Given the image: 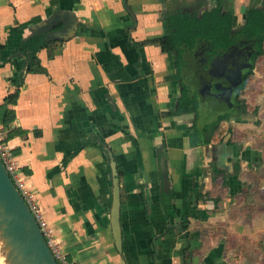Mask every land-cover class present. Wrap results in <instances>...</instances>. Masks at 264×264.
Instances as JSON below:
<instances>
[{"label": "crops", "instance_id": "obj_1", "mask_svg": "<svg viewBox=\"0 0 264 264\" xmlns=\"http://www.w3.org/2000/svg\"><path fill=\"white\" fill-rule=\"evenodd\" d=\"M251 2L0 0V137L69 264H264V202L259 212L239 214L234 200L250 187L245 171L264 163L262 155L240 142L242 121L232 123L236 133L227 128L232 133H212L208 146L194 144L192 116L175 114L182 69L174 53L145 42L167 33L171 15L216 4L239 26L254 3L264 5ZM37 31L47 32L36 52L44 70L19 77L18 49ZM10 109L13 120L5 123ZM158 153L170 197L162 192ZM213 157L225 171L216 179L202 168ZM110 159L119 180L120 250L110 223ZM191 207L196 217L183 230Z\"/></svg>", "mask_w": 264, "mask_h": 264}, {"label": "flooded vegetation", "instance_id": "obj_2", "mask_svg": "<svg viewBox=\"0 0 264 264\" xmlns=\"http://www.w3.org/2000/svg\"><path fill=\"white\" fill-rule=\"evenodd\" d=\"M240 25L234 26L236 31L239 30ZM255 44L252 40L242 39L238 36L228 46L218 48L217 50H214L213 47H205L204 45H201L202 47H198V49H193V47L189 49L184 48L185 50L181 53V61L179 64L183 66L180 77L182 89L176 101L175 114L192 116L190 118L191 124H188V126L192 132L191 137L195 140L193 142L194 144L208 146L211 134L217 131H222L223 136L232 133L229 130H227V133L223 132V130L218 128L224 122L232 125L235 121L250 119V114L253 111H249L246 108L245 102L242 99V90L244 91V89L250 88L248 78L252 74L257 62H252V57L256 49ZM179 70L181 71V69ZM243 82H245L244 87H242ZM196 86H198L199 95L196 94ZM183 93H186L189 100H195L196 107L194 109H192L190 103L181 105L180 97ZM199 114L203 117L200 124H198ZM210 120H213V122L208 124ZM213 127L216 128L213 129ZM203 133L207 134L205 140L199 137ZM158 155L157 162L159 170L161 161L163 160V166L166 167L169 177L170 173L165 156L162 153H158ZM215 158L213 157L215 163L205 161L207 164L203 163L202 168L204 173L216 179L220 173L224 174L225 171L218 168ZM235 165L236 163L233 164V171H235ZM161 187L163 195L170 197V183L167 192H165L163 183ZM200 187H193L191 193L198 191L200 194ZM192 210L195 211L192 207L188 210L187 220L189 217H192V215H189ZM181 229L185 230L186 228Z\"/></svg>", "mask_w": 264, "mask_h": 264}, {"label": "trees", "instance_id": "obj_3", "mask_svg": "<svg viewBox=\"0 0 264 264\" xmlns=\"http://www.w3.org/2000/svg\"><path fill=\"white\" fill-rule=\"evenodd\" d=\"M167 21L168 30L164 36L150 39L145 42L155 43L160 46L162 51L174 53L175 67L178 69V73L179 69H183V66L179 65L181 53L183 50L191 48L198 40L210 42L213 49L217 50L218 48L228 46L229 43L233 42V40L239 36L242 39L252 40L256 43L252 62H256L259 57L264 55V5L260 7L259 4L254 3L245 13L244 21L240 25L238 31H236L234 27L232 11L225 9L221 4H216L199 14L178 13L176 15H171L167 18ZM59 26L58 22L53 24V28H58ZM46 34L47 32L43 33L37 31L35 35L21 42L17 53V58L19 60L17 67L19 77H21L23 73L42 72L44 70L36 52L39 47L45 43V39H43L41 35ZM244 86L245 82L242 84V87ZM17 96L18 91L6 96L5 101L14 104ZM180 102L181 105L190 103L192 109L196 107L195 100H189L186 93H183L180 97ZM13 117L14 114L12 109L7 110V116L4 120L5 123L12 121ZM214 128L216 127H213V129ZM234 170V172L240 170L238 162ZM190 213L189 215H192V217L196 216L193 210ZM186 216H188V214H186ZM187 223L188 220L185 218L182 228H187Z\"/></svg>", "mask_w": 264, "mask_h": 264}, {"label": "water", "instance_id": "obj_4", "mask_svg": "<svg viewBox=\"0 0 264 264\" xmlns=\"http://www.w3.org/2000/svg\"><path fill=\"white\" fill-rule=\"evenodd\" d=\"M261 7V6H260ZM181 93L182 83L176 77ZM254 114H250V117ZM112 173V201L110 223L115 245L120 250L121 229L119 221L120 196L119 180L115 161L110 159ZM161 180L167 192L169 177L161 161ZM0 264H57L40 228L13 184L9 173L0 159Z\"/></svg>", "mask_w": 264, "mask_h": 264}, {"label": "rangeland", "instance_id": "obj_5", "mask_svg": "<svg viewBox=\"0 0 264 264\" xmlns=\"http://www.w3.org/2000/svg\"><path fill=\"white\" fill-rule=\"evenodd\" d=\"M242 6L246 4V1H241ZM253 4V0L250 3ZM209 43V46H208ZM201 45H204L205 47H211L212 45L210 42L206 40H198L196 44L192 45L193 49L198 47H202ZM197 51V50H195ZM248 84L250 88L242 90V99L245 102V106L249 111H253L251 114H254V117H250V119L243 120L240 124L245 125V130H242L243 137L240 138V142H243V139H245V142H247L251 148V150L259 151V153L262 155V158L264 160V55L262 57H259V59L256 62V66L252 72V74L248 78ZM196 94H198V86L195 87ZM198 124H200L203 120V117L201 114H199L198 117ZM213 122V120L208 121V124ZM224 124V125H223ZM223 124L219 125V129L223 130V132H227V128H230L229 130H233L235 133L237 132L236 127H233L228 125L227 122H224ZM223 125V126H222ZM230 126V127H229ZM218 130V129H217ZM222 134V131H221ZM243 147V146H242ZM245 179L250 181V187L247 188V190H243L242 193L239 195V198H235L234 200L240 201V207H238L237 212L241 214V211L245 208L247 212L252 213L256 209L258 211L259 202H264V190L259 189L256 186V183H258L260 177L257 175H264V163L258 165L256 168H249L245 171ZM244 174V172H243ZM261 183L264 185V177L262 176ZM261 190V193L259 194L258 191ZM261 196V198H260ZM259 199L261 201H259ZM259 206V207H258ZM255 210V211H256ZM256 211V212H257ZM259 212V211H258ZM260 215H264V210L262 209L261 212H259ZM253 215H251L252 217ZM262 239V237H261ZM263 248L264 247V240L262 239V242H258V246ZM264 252V249H262ZM255 259H259L258 261H261L259 257ZM264 261V260H263Z\"/></svg>", "mask_w": 264, "mask_h": 264}, {"label": "built area", "instance_id": "obj_6", "mask_svg": "<svg viewBox=\"0 0 264 264\" xmlns=\"http://www.w3.org/2000/svg\"><path fill=\"white\" fill-rule=\"evenodd\" d=\"M0 159L4 164L9 176L15 185V187L20 192L23 200L27 204L29 210L31 211L33 217L35 218L42 235L44 236L48 247L50 248L57 264H69L66 260L64 254L57 245L56 238L54 237L53 230L47 220L43 215V210L41 209L39 203L35 198V192L26 183L16 161L13 158L10 148L3 142L0 137Z\"/></svg>", "mask_w": 264, "mask_h": 264}, {"label": "bare ground", "instance_id": "obj_7", "mask_svg": "<svg viewBox=\"0 0 264 264\" xmlns=\"http://www.w3.org/2000/svg\"><path fill=\"white\" fill-rule=\"evenodd\" d=\"M0 263H2V259L0 258Z\"/></svg>", "mask_w": 264, "mask_h": 264}]
</instances>
